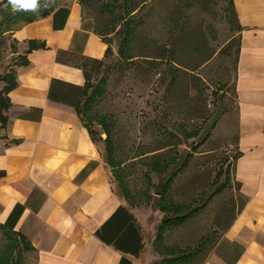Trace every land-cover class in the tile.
Here are the masks:
<instances>
[{
    "label": "crops",
    "instance_id": "obj_1",
    "mask_svg": "<svg viewBox=\"0 0 264 264\" xmlns=\"http://www.w3.org/2000/svg\"><path fill=\"white\" fill-rule=\"evenodd\" d=\"M231 2L240 28L235 112L233 126L228 119L221 128L236 137L233 178L244 205L202 264H264V0ZM60 7L68 16L59 31L47 16L1 36L5 68L0 75L12 71L16 87L8 94L11 107L0 126V225L15 206L22 207L12 232L33 250L35 264H119L122 258L155 264L164 256L154 247L151 210L127 207L110 186L99 149L74 109L47 99L52 80L84 85L81 69L58 63V52L103 60L107 49L82 19L77 1ZM29 41L44 48L27 53ZM119 207L129 212L141 235L137 257L94 236Z\"/></svg>",
    "mask_w": 264,
    "mask_h": 264
},
{
    "label": "rangeland",
    "instance_id": "obj_2",
    "mask_svg": "<svg viewBox=\"0 0 264 264\" xmlns=\"http://www.w3.org/2000/svg\"><path fill=\"white\" fill-rule=\"evenodd\" d=\"M66 1L74 0H54L53 4L60 6ZM75 1L85 23L110 46L102 65L91 75L86 92L85 100L93 95L94 104L86 111L79 107L75 114L79 120L82 116L102 141L110 140L107 152L103 143H97L110 186L129 209L151 210L152 236L162 218L153 215L155 185L178 169L168 197L172 203L195 208L214 191V177L221 170L217 186L223 185V189L185 225L165 233L160 244L164 257L155 264L173 255L165 248L189 251L196 246L202 249L199 262L222 235L223 227L218 223L224 226L241 201L233 178L236 137L221 128L228 125V119L233 126L235 112L233 82L239 32L229 1L190 0L186 11L184 0H148L127 20H120L128 9L123 10L121 1L119 6L112 0ZM129 1V8H133L142 0ZM10 6L0 4V22L14 14ZM129 20L134 35L130 52H125L124 46L120 47V30L128 27ZM159 46L166 50L160 63L144 58L154 57ZM203 60L206 62L198 67ZM4 68L3 63L0 70ZM222 115L226 117L220 123ZM101 120H106L109 137L101 130ZM159 158L163 163L173 158L171 170L164 168L160 176L151 171L152 162ZM10 240L21 250L18 264H35L27 242L1 228L0 253Z\"/></svg>",
    "mask_w": 264,
    "mask_h": 264
},
{
    "label": "trees",
    "instance_id": "obj_3",
    "mask_svg": "<svg viewBox=\"0 0 264 264\" xmlns=\"http://www.w3.org/2000/svg\"><path fill=\"white\" fill-rule=\"evenodd\" d=\"M119 1L122 3L123 10H126L125 8H128L122 17H120V20L126 19L130 17H133L134 15H137L140 11L142 6L146 3L148 0H142L140 3V6H133V8H129L130 1L129 0H112L113 5H120ZM127 3V5L124 3ZM229 1V5L231 8V13L233 14L234 19L236 20L235 13L233 10V5L231 0ZM186 2L185 10L187 11L190 8V0H184ZM6 3L11 4L9 0H2L0 4ZM54 0H37L38 7L35 10L32 9H24L22 6L15 9L14 14L8 16L5 20V22H0V35H3L4 33L11 31L19 26H22L24 24H29L37 19L44 18L47 16H51L52 18V29L54 31L61 30L64 25L65 21L68 16V9L66 7H60L55 6ZM81 6L84 5L81 1ZM12 5V4H11ZM12 6H10L11 8ZM135 12L134 14H132ZM132 14V15H131ZM127 20V19H126ZM132 20H129L126 24L128 27H124L123 30H120L123 34V38L120 41V47L123 48V50L130 52V43L131 38L134 35V25L131 24ZM9 28H12L11 30ZM238 32H240V28L237 24ZM239 34V33H238ZM100 37V35L96 34ZM103 42L107 45V49L105 52L106 57L108 53L110 52L109 44L100 37ZM230 43V42H229ZM3 47V39L0 36V59H1V52ZM119 47V49H120ZM44 46L42 43L38 41H29L28 42V51L29 53L32 50L37 49H43ZM238 48H239V35L237 40V49H236V59L238 55ZM166 50H164L162 47H158L157 53L154 57H144V58H150L152 63H157L162 61V57H164V53ZM120 53V51L118 52ZM133 57H129V59H132ZM206 60V59H205ZM208 60V59H207ZM206 60V61H207ZM20 65L24 64L25 59L21 58ZM56 61L61 64H67L71 65L73 67H79L83 73L84 77V85L83 86H75L69 83H65L58 80H52L47 93V99L50 102L61 104L70 108H73L74 111L78 112V108L82 107L84 111L88 110V107H91L92 103L91 99L93 95H90L89 97H85L87 95V89L89 88V85L91 83V75L95 71V69L100 67L102 65V60H94L89 59L86 57H80V56H74L66 52H58L56 54ZM204 61V60H203ZM206 61L199 64L198 67L203 65ZM236 63V61H235ZM147 65H151L150 63H147ZM154 65V64H153ZM158 65V64H157ZM179 68H175V71ZM159 76V74H157ZM174 72H171V81L170 84L173 83L174 79ZM0 82L4 83V87L0 90V126H3L7 119L4 116L5 113L8 111V109L11 107V104L8 99V94L16 87L15 82V76L12 71H8L6 74L0 75ZM83 100V103L81 105V101ZM81 105V106H80ZM81 123L86 128L87 132L89 133V136L93 142L97 146V143H103L106 146V152L108 151L107 146L108 143H110V140L102 141L100 138V134L94 133L89 125L83 120L82 116H80ZM101 130L103 133H105L109 137V130L106 123V120H101L100 122ZM215 125V124H214ZM213 125V128H214ZM203 139H207L206 137H203ZM204 141V140H202ZM204 143V142H201ZM167 148V147H165ZM164 149V148H163ZM236 157V156H235ZM169 158H167L166 162L163 163L162 159H155L152 162V172L156 174H162L164 168H167L166 170L170 171V166L173 163V158H171L170 161H168ZM178 173V169L172 170V173L168 175V178L165 179V181H160L157 185L153 187V195L155 202L153 204V211L158 215L160 214L162 216L160 223L157 227V234H155V244L154 247L156 250H159L160 252H163L160 248V244L163 245V236L165 233L171 229V228H178L182 227L187 223L189 220H191L194 215L198 214L201 210H204L210 200L218 195L220 191L223 189V185H218V180L221 176V170L219 169L214 177V185H216L214 191H212L202 203L195 208H189L188 206L181 205V204H175L172 203L169 199V187L174 177H176ZM4 175L3 172H0V178ZM236 183V182H235ZM236 189L237 192H239V185L236 183ZM239 194V193H238ZM241 197V195L239 194ZM204 198V196H203ZM201 201V200H200ZM244 205V199L241 197L240 206L237 210L239 212ZM236 212V213H237ZM22 213V207L15 206L13 210L11 211L10 215L8 216L7 220L3 225H0L1 229H4L8 232H10L12 235H15L18 239L23 240L22 237H20L18 234H15L12 232V230L15 227V224L17 220L19 219L20 215ZM235 213V215H236ZM235 215L229 219V221L223 226L221 223H218V227L222 226V232L225 231L231 222L233 221ZM94 236L103 244L113 247L116 251L125 254L130 255L132 257H137L138 252L141 248V235L139 233V230L134 224V220L132 216L129 214V212L122 207H119L94 233ZM219 239V238H218ZM216 240V242L218 241ZM158 240H161L162 242H159ZM14 240H10L8 245L5 247V249L0 253V264H18V258L20 256L21 250L19 248L18 244H13ZM213 243V246L216 244ZM157 243V244H156ZM201 246V244H200ZM212 246V247H213ZM211 247V249H212ZM164 251H173L174 254L164 260H161L159 264H202L205 257L197 262V258L199 254H201L202 249L199 246H196L192 250H177L174 248H168ZM196 255V256H195ZM195 257V258H194ZM194 258V259H192ZM196 261V262H195ZM195 262V263H194ZM119 264H130L128 260L125 258H122L119 261Z\"/></svg>",
    "mask_w": 264,
    "mask_h": 264
},
{
    "label": "clouds",
    "instance_id": "obj_4",
    "mask_svg": "<svg viewBox=\"0 0 264 264\" xmlns=\"http://www.w3.org/2000/svg\"><path fill=\"white\" fill-rule=\"evenodd\" d=\"M9 2L14 9L22 6L24 9L35 10L38 7L37 0H9Z\"/></svg>",
    "mask_w": 264,
    "mask_h": 264
},
{
    "label": "built area",
    "instance_id": "obj_5",
    "mask_svg": "<svg viewBox=\"0 0 264 264\" xmlns=\"http://www.w3.org/2000/svg\"><path fill=\"white\" fill-rule=\"evenodd\" d=\"M158 76V75H157Z\"/></svg>",
    "mask_w": 264,
    "mask_h": 264
}]
</instances>
